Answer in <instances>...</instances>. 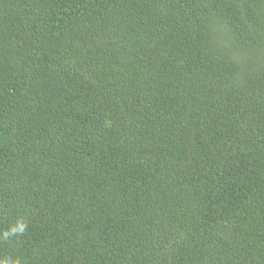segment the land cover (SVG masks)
<instances>
[{
    "label": "trees",
    "instance_id": "1",
    "mask_svg": "<svg viewBox=\"0 0 264 264\" xmlns=\"http://www.w3.org/2000/svg\"><path fill=\"white\" fill-rule=\"evenodd\" d=\"M0 261L264 264V0H0Z\"/></svg>",
    "mask_w": 264,
    "mask_h": 264
},
{
    "label": "clouds",
    "instance_id": "2",
    "mask_svg": "<svg viewBox=\"0 0 264 264\" xmlns=\"http://www.w3.org/2000/svg\"><path fill=\"white\" fill-rule=\"evenodd\" d=\"M13 231H15V229H13ZM5 235L7 236V233H5ZM0 264H7L6 261H0ZM15 264H19V261H16Z\"/></svg>",
    "mask_w": 264,
    "mask_h": 264
}]
</instances>
